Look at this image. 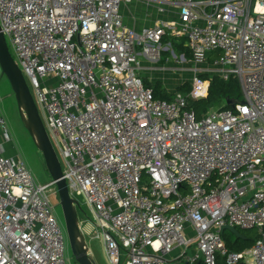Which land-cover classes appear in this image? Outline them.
Here are the masks:
<instances>
[{
	"label": "built area",
	"instance_id": "2783aa9c",
	"mask_svg": "<svg viewBox=\"0 0 264 264\" xmlns=\"http://www.w3.org/2000/svg\"><path fill=\"white\" fill-rule=\"evenodd\" d=\"M128 1L0 0V29L70 195L83 196L109 264H264V0H144L179 16L141 31L123 22ZM165 34L183 36L190 60L207 64L170 101L138 74L140 53L156 61L170 46ZM202 74L237 78L242 100L197 119L187 98L205 97ZM10 142L0 109V264H69L47 194L54 182L38 183L21 155H7ZM223 225L259 237L229 251Z\"/></svg>",
	"mask_w": 264,
	"mask_h": 264
},
{
	"label": "water",
	"instance_id": "95a60500",
	"mask_svg": "<svg viewBox=\"0 0 264 264\" xmlns=\"http://www.w3.org/2000/svg\"><path fill=\"white\" fill-rule=\"evenodd\" d=\"M0 71L10 84L15 96L20 120L32 138L36 148L41 152L45 166L54 182L59 197V205L64 219L67 243L72 255L79 264H96L86 243L78 216V201L69 193V189L62 173L61 162L50 140L48 131L43 123L39 109L30 91L25 76L10 52L7 40L0 29ZM203 96L199 97L201 99ZM240 102L227 99L225 103L234 107ZM228 230L238 238H244L241 231L229 225L220 227V231ZM186 264V262L184 263ZM195 264H199L196 262Z\"/></svg>",
	"mask_w": 264,
	"mask_h": 264
},
{
	"label": "rangeland",
	"instance_id": "374dc122",
	"mask_svg": "<svg viewBox=\"0 0 264 264\" xmlns=\"http://www.w3.org/2000/svg\"><path fill=\"white\" fill-rule=\"evenodd\" d=\"M10 52L12 53L14 59H15V54L13 51V48L10 44L9 38L6 37ZM165 46H168L166 44H163ZM163 51H168V56H163L164 54L161 52L160 59L156 60L158 62H162V59H165L166 63L168 65H171V69H174L176 73L179 74L180 78L183 80V82H189L191 84L192 78L196 71H199L198 69L200 67H207L206 63L200 64V63H194L191 60H186L184 57L182 58V55H177L171 48V46L164 47ZM165 57V58H164ZM140 59V57H139ZM139 74V73H138ZM203 75V74H202ZM208 75V74H207ZM139 76H141L139 74ZM25 79L28 83V86L30 88V91L33 95V98L35 102L37 103L36 100V95L33 87L30 84L29 78L25 76ZM144 79V78H142ZM175 94V93H173ZM186 95V93H184ZM0 109L3 112V115L6 119L7 126L11 135V140L13 137V141L17 143V148L20 151L27 167L29 168L31 174L35 178V180L38 183L44 184L48 183L51 181V176L45 166L43 157L41 155V152L36 148L35 144L32 141L31 136L25 129L22 121L20 120L17 105H16V100L15 96L11 90L10 84L7 80V78L3 75H1L0 71ZM50 137L54 143L55 151L56 154L61 162L62 167H64V160L62 157V154L56 146L55 141L53 139L52 134L50 133ZM13 146L12 143H5V152L7 155H14V152L12 151ZM48 198L50 203L54 207V213L61 224L62 227H64V219H63V214L61 207L59 205V197L58 193L56 191L55 185H51L49 187V190L47 192ZM74 198L78 201L79 203V208H78V216L79 219H85L86 214H88L91 217V213L88 209L87 204L84 202V198L82 195H74ZM87 241H88V247L92 253V257L95 261L96 264H109L105 258L104 250H103V245L102 242L99 238L93 237L90 238V236H86ZM194 248L189 247L187 250V254L192 256L194 255ZM66 256L68 258V263L69 264H79L74 256L71 253V250L68 246V243L66 245Z\"/></svg>",
	"mask_w": 264,
	"mask_h": 264
},
{
	"label": "trees",
	"instance_id": "16d2710c",
	"mask_svg": "<svg viewBox=\"0 0 264 264\" xmlns=\"http://www.w3.org/2000/svg\"><path fill=\"white\" fill-rule=\"evenodd\" d=\"M161 43H169L172 50L178 56L183 55L186 60H190L192 58L190 50L185 45V38L183 36L174 37L165 34L161 38ZM162 53L164 54V56H168V51H162ZM202 77L208 78L210 81L205 97L201 99L187 98V109L192 110L197 119H200L202 115L206 113L210 108H231L225 103L227 99H236L239 101L242 100V91L237 78L224 80L218 75L209 76L207 74H203ZM143 83L146 87H150L152 89L154 99L170 101L174 98V94L172 92H169L159 81L152 83L147 79H143ZM190 88L191 84L184 81L176 87L175 92L182 93L184 95V93L187 94L190 91ZM86 217L91 218L88 214H86ZM239 230L244 235V238H238L228 230H224L221 232V236L229 251H241L245 248H248L249 246H251L253 241L259 237L256 229ZM198 262L199 264H203L202 261ZM219 263L221 264L222 261L220 260Z\"/></svg>",
	"mask_w": 264,
	"mask_h": 264
},
{
	"label": "crops",
	"instance_id": "0c3cea01",
	"mask_svg": "<svg viewBox=\"0 0 264 264\" xmlns=\"http://www.w3.org/2000/svg\"><path fill=\"white\" fill-rule=\"evenodd\" d=\"M120 12L124 24L133 27L136 31L151 27L157 22H174L179 16L178 7L176 5L161 2L152 3L144 0L128 1L122 5ZM138 66V73L142 78L152 83L156 81L161 82L169 92L174 93L176 87L183 82L179 74L176 73L174 69H171V65H168L165 59H162V62H158L140 53L138 55ZM10 143H12L13 148L11 149L14 154L21 155L18 150L19 147L17 148V143L13 141V137ZM88 219L89 218L86 217L80 220L86 243H88L86 236L89 235L90 238L95 237L92 222ZM89 253L92 255L90 249ZM174 254H176V252Z\"/></svg>",
	"mask_w": 264,
	"mask_h": 264
}]
</instances>
